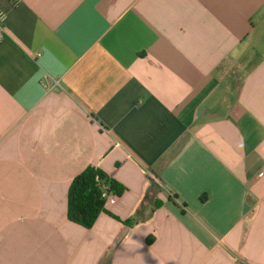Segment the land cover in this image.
Returning <instances> with one entry per match:
<instances>
[{"label":"crops","instance_id":"0c3cea01","mask_svg":"<svg viewBox=\"0 0 264 264\" xmlns=\"http://www.w3.org/2000/svg\"><path fill=\"white\" fill-rule=\"evenodd\" d=\"M0 11V264H264V0ZM89 166L125 188L92 229Z\"/></svg>","mask_w":264,"mask_h":264},{"label":"trees","instance_id":"16d2710c","mask_svg":"<svg viewBox=\"0 0 264 264\" xmlns=\"http://www.w3.org/2000/svg\"><path fill=\"white\" fill-rule=\"evenodd\" d=\"M103 186L116 194L125 188L99 168L89 166L71 183L68 194V218L70 221L92 229L99 216L105 211L102 198ZM159 205V204H157Z\"/></svg>","mask_w":264,"mask_h":264},{"label":"built area","instance_id":"2783aa9c","mask_svg":"<svg viewBox=\"0 0 264 264\" xmlns=\"http://www.w3.org/2000/svg\"><path fill=\"white\" fill-rule=\"evenodd\" d=\"M5 21L6 14L3 11H0V40L6 35ZM259 176H264V171L260 172ZM102 198L105 200V207L113 205L117 201L116 193L109 191L108 186H103Z\"/></svg>","mask_w":264,"mask_h":264}]
</instances>
